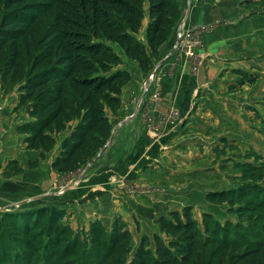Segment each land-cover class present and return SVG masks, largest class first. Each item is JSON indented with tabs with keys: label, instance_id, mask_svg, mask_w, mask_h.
Returning a JSON list of instances; mask_svg holds the SVG:
<instances>
[{
	"label": "rangeland",
	"instance_id": "rangeland-1",
	"mask_svg": "<svg viewBox=\"0 0 264 264\" xmlns=\"http://www.w3.org/2000/svg\"><path fill=\"white\" fill-rule=\"evenodd\" d=\"M202 1L177 0L180 17L167 40L172 38L168 52L161 58L158 53L154 67L142 71L135 93L131 91L134 86L128 87L127 101L139 121L111 150L118 111L113 114L106 109L112 126L107 141L94 158L73 171L56 170L51 164L77 120L54 133L55 144L41 160L39 150L29 149L23 135L15 132L19 122L31 120L25 106L17 107L19 84L9 79L2 83L0 73V224L4 214L10 217L8 213L30 209L39 216V210L52 207L59 212L57 220L64 230L53 251L42 250L47 240L46 216L33 229L37 239L29 244L6 241L1 235L0 264H128L143 235L148 236L153 250L158 217H169L175 211L182 214L185 208L202 232L209 226L210 231L219 233H203L207 239L188 264H264V248L250 251L243 239L237 248L218 246L227 230L233 238L234 226L247 224L235 209L249 197L206 199L208 192L252 183L264 187V0H225L231 3L225 5V16L183 26L184 10L197 8ZM3 10L4 0H0V18ZM253 14L259 16L255 19H260L259 24L239 29ZM147 19L145 15L138 34L143 41ZM51 24V15L44 14L28 30V40L35 38L34 47ZM199 26L202 29L192 33L190 46L183 41L177 52L166 57L179 27L189 30ZM114 49L124 59L121 67L130 69V76L139 70L137 62L117 46ZM204 62L213 65L206 76H199ZM156 66L155 78L150 79ZM248 163L262 168V178H254L260 172L256 168L245 171ZM121 198L125 200L122 203ZM262 212L264 208L255 213ZM93 222L104 229L105 236L116 223L123 226L131 235V251H105L101 239L91 232ZM25 254L33 259L28 261Z\"/></svg>",
	"mask_w": 264,
	"mask_h": 264
},
{
	"label": "trees",
	"instance_id": "trees-1",
	"mask_svg": "<svg viewBox=\"0 0 264 264\" xmlns=\"http://www.w3.org/2000/svg\"><path fill=\"white\" fill-rule=\"evenodd\" d=\"M44 14L51 15L52 24L34 47L35 38L28 40L27 32ZM145 15L148 22L143 41L138 34ZM179 15L177 0H4L0 18L1 80L19 84L17 107L25 106L31 118L17 125L15 132L23 135L29 149L39 150L42 160L55 144L54 133L77 120L61 142L51 166L70 172L90 161L112 129L106 109L117 113L122 88L131 80L128 70L121 67L123 60L115 46L147 73L154 67L159 47L168 40ZM244 167L245 171L256 168L249 163ZM261 169L256 168L260 172L254 175L255 179L262 178ZM245 197L249 199L235 212L246 218L247 224H236L233 238H229L227 230L219 247L237 248L243 239L251 246L250 251L264 248V212L256 215L264 208V187L252 183L206 194L211 202ZM38 213L39 216L29 209L8 213L10 217L1 215L4 222L0 224V236L4 235L6 241L16 239L29 244L37 239L33 238L37 233L33 229L46 216L47 242H43L42 250L53 251L64 234L57 220L59 212L47 207ZM156 224L159 233L152 235L153 250L150 239L143 235L128 264H188L202 240L207 239L203 233L219 234L217 229L210 231L209 226L202 232L188 208L182 214L175 211L169 217L160 216ZM91 232L109 253L116 249L131 251L130 232L120 224L116 223L105 236L104 229L93 222ZM25 255L28 261L33 259L30 254ZM18 259L15 256V261Z\"/></svg>",
	"mask_w": 264,
	"mask_h": 264
},
{
	"label": "crops",
	"instance_id": "crops-1",
	"mask_svg": "<svg viewBox=\"0 0 264 264\" xmlns=\"http://www.w3.org/2000/svg\"><path fill=\"white\" fill-rule=\"evenodd\" d=\"M206 1H208V0L202 1L197 8L190 9V7H189V9L186 8L184 10L183 15H182V18L184 20L183 26L185 24L190 25L191 23L194 24V23L203 22V21H206V19H212L215 16L216 17L217 16L218 17L225 16V13H226L225 10H227V9H225V5L231 4L225 0H216L212 3L206 2ZM233 4H235V1ZM227 8H229V6H227ZM256 17H259V16H255L253 14V15H250L249 18L244 19L242 22V25L239 27V29H241L242 27H244L245 29H247V27H252V26L256 25L257 21L259 24L260 19L255 20ZM144 29H145V27H144ZM223 37H225V36L224 35L220 36V38L217 37L218 38L217 40H220ZM171 40H172V38H171ZM171 40L167 41L166 43H164L160 46L159 58L165 56V54L168 52V50L166 51V49H167V46H168V48H170ZM213 59H217V60L221 59L222 60V58H218V57H213ZM226 60L228 61L229 59H226ZM226 60H222V61H226ZM211 65H213V64L210 62H206L205 65H202V67L200 69L199 76L200 75L206 76L209 73L208 70H209ZM124 68L128 69V71L130 72V69L126 65L124 66ZM156 68H158V66H156ZM142 73L143 72L140 68H139V70H135L134 73H131V77H132L131 80L122 88L121 95H120L121 106L118 110V114H116V118L118 119V123H117L118 128L116 129L114 136H112V138H111V146H110L111 150H114L115 146H118V145H120V143L123 142V139H124L123 135L126 132H128L130 128L133 127V124H135L139 121L136 118V114H135L137 111H133V109H130V104H128L129 101H127V91H128V87L134 86L131 91L133 93H135L136 88H137L136 84H138L140 82L139 80L142 78ZM199 76L197 77L198 80H199ZM200 79L203 80L204 78H200ZM133 93H131L130 96ZM129 98H128V100H129ZM0 110H2L1 103H0ZM133 117H135V118H133ZM20 123H22V122H19L17 125H19ZM124 201L125 200H123V198H121L120 202L122 203Z\"/></svg>",
	"mask_w": 264,
	"mask_h": 264
},
{
	"label": "built area",
	"instance_id": "built-area-1",
	"mask_svg": "<svg viewBox=\"0 0 264 264\" xmlns=\"http://www.w3.org/2000/svg\"><path fill=\"white\" fill-rule=\"evenodd\" d=\"M183 22H184V20L182 21V23ZM180 26H182V25H180ZM201 29H202L201 26L195 27L194 29H189V30H184L181 27H179V29L177 30V33H176L177 39L175 40V42L172 44V47H171V53H169L166 57L168 58L171 55H173V53L177 52V50L181 48L183 41H185V43L190 46L191 43L193 42L191 40L192 33H194V31L201 30ZM156 71H157V68H155L153 73L150 75V79L155 78ZM146 90H147V86L144 87V91H146Z\"/></svg>",
	"mask_w": 264,
	"mask_h": 264
},
{
	"label": "water",
	"instance_id": "water-1",
	"mask_svg": "<svg viewBox=\"0 0 264 264\" xmlns=\"http://www.w3.org/2000/svg\"><path fill=\"white\" fill-rule=\"evenodd\" d=\"M112 138V137H111Z\"/></svg>",
	"mask_w": 264,
	"mask_h": 264
}]
</instances>
